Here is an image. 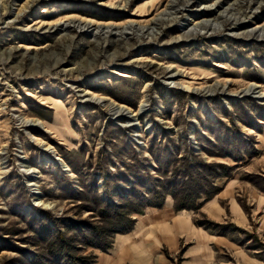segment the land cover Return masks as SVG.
Segmentation results:
<instances>
[{"label": "rangeland", "instance_id": "rangeland-1", "mask_svg": "<svg viewBox=\"0 0 264 264\" xmlns=\"http://www.w3.org/2000/svg\"><path fill=\"white\" fill-rule=\"evenodd\" d=\"M169 1L0 0V264H119L117 238L155 247L177 218L188 230L160 243L164 264L196 246L211 264H264V0H188L153 25ZM193 183L216 190L175 211ZM154 190L169 194L144 207Z\"/></svg>", "mask_w": 264, "mask_h": 264}, {"label": "crops", "instance_id": "crops-1", "mask_svg": "<svg viewBox=\"0 0 264 264\" xmlns=\"http://www.w3.org/2000/svg\"><path fill=\"white\" fill-rule=\"evenodd\" d=\"M150 214L153 213L150 212ZM182 221L184 220L177 218L169 226H166L165 224L160 225L161 233L159 232V235L155 234L159 244L155 247H152V245L147 246L146 242L143 240H136L134 241V246L128 247L126 245V237L117 238L116 255L119 264H164L162 256L157 254L158 247L160 243H169L171 248L177 246L178 239L188 230V224ZM158 237H160V239ZM213 241L215 244L223 243L221 237H213ZM201 247H190L185 253L184 260H182L180 264H211V259L206 256L204 247ZM151 253H154L156 258L154 256L152 257Z\"/></svg>", "mask_w": 264, "mask_h": 264}, {"label": "bare ground", "instance_id": "bare-ground-1", "mask_svg": "<svg viewBox=\"0 0 264 264\" xmlns=\"http://www.w3.org/2000/svg\"><path fill=\"white\" fill-rule=\"evenodd\" d=\"M187 4H188V0H171V1H169V4L167 5L166 9L163 10L160 14L157 13L158 15L151 20V23L155 26L163 24L165 22L164 18H159L158 16L162 15V16H169L170 17L174 14L181 13L183 11V9H185V7H187ZM171 20H173V19H171ZM80 21L79 20L78 21L77 20L76 21H70L69 23L76 24L75 26H77L79 28H80V25H84V27L82 29H86V31H88L92 27H94V29L98 31V35H103L104 29L109 30V32L106 31V34H107V33H111L113 30H119V29L133 30V29L139 28L135 32H140L143 30V28H145V27H136L137 25L134 23H130V27H128V25H126V24H123V25L103 24L102 25V24H93L90 21H82V20H80ZM66 22H68V20H64L63 25ZM196 24H198V27L200 29H210V28H212V25H213V24L209 23L208 21H201V22H197ZM68 27H70V26H68ZM212 29H214V28H212ZM254 29H259L260 35L258 37H261L262 40L264 41V26H256V28H254ZM120 34L125 35L126 33L120 32ZM251 36H253V35H251V33L246 34V37H251ZM219 84L220 83L215 84V86H214L215 88H213V90H220L218 86H220L221 84L220 85ZM185 88H188V87H185ZM259 88L260 87L257 84L250 83L247 87H245L242 91L240 90V92H238L237 94L246 95L249 92H250V94H252L255 90H257ZM85 94L89 95L88 92H86ZM90 95H91V98L94 99L99 104H106L107 107L110 108V111L115 112V114L123 115L124 112L129 113V109L126 106L113 104L112 102L109 101V98H107L105 96H98V95H93V94H90ZM260 97H264V92L260 93ZM139 111H141V108H139L135 113L132 112L131 113L132 117H136L138 115ZM23 124L25 127H33V122L25 121V122H23ZM43 127H44V125H43ZM30 173H34V171H31ZM29 186H32V185L30 184Z\"/></svg>", "mask_w": 264, "mask_h": 264}, {"label": "trees", "instance_id": "trees-1", "mask_svg": "<svg viewBox=\"0 0 264 264\" xmlns=\"http://www.w3.org/2000/svg\"><path fill=\"white\" fill-rule=\"evenodd\" d=\"M195 183L192 184V187H187L185 190H183L180 193V197L175 200V195H171L174 199V210L175 211H179V210H196L198 209L200 204H196V201L199 200L201 193H204V191H199L197 190V188L194 186ZM215 188L213 189V192H206L204 193V201L207 200L208 198L211 197L212 194H214L215 192ZM165 194H169V193H163L162 191L159 190H154V195H155V199L157 198L158 201L156 204H152L151 201H149L147 199V197L144 196H140V199L142 201H144V207H160L161 205V200L164 198ZM137 210V209H135ZM138 212V211H137ZM114 215V217L116 218L117 222L116 224L119 225L120 224V228L118 229H114V233H124L127 232L131 225L133 224V220L129 219L126 216V213H121L118 212V210L116 208H114V210L112 211V213ZM208 224V223H207ZM99 237L102 236V234H98ZM61 256H64L63 254H61Z\"/></svg>", "mask_w": 264, "mask_h": 264}]
</instances>
